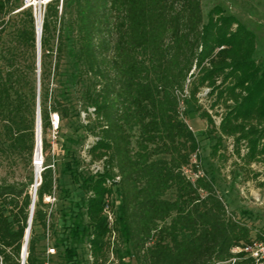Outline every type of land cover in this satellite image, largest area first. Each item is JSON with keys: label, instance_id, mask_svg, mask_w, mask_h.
<instances>
[{"label": "trees", "instance_id": "obj_1", "mask_svg": "<svg viewBox=\"0 0 264 264\" xmlns=\"http://www.w3.org/2000/svg\"><path fill=\"white\" fill-rule=\"evenodd\" d=\"M17 1L0 0V166L23 163L34 171L37 18ZM41 42L43 133L54 117L74 115L67 98L50 89L69 54L65 92L84 87V127L96 138L89 152L95 160L106 156L99 174L80 169L74 157L65 163L64 172L88 194L85 208L55 243L63 246L67 264H82L79 248L87 241L93 261H104L113 242L104 208L114 195L115 238L126 243L123 257L135 264H264L245 250L234 251L264 242V230L254 232L229 211L214 180L205 174L193 180L184 171H197L192 157L201 156L181 111L189 103L208 121L217 135L214 156H225L221 150L229 140L244 166L264 165V64L255 57L253 31L219 7L205 22L202 0H63L61 10L60 0H50ZM203 99L211 100L209 108ZM43 151L46 162V136ZM46 166L33 222L50 231L44 197L57 194L58 175L55 162ZM115 169L121 179L111 187L107 178ZM33 182L34 176L24 183L0 174V264H23ZM30 236L25 264H50L39 255L33 223Z\"/></svg>", "mask_w": 264, "mask_h": 264}, {"label": "rangeland", "instance_id": "obj_2", "mask_svg": "<svg viewBox=\"0 0 264 264\" xmlns=\"http://www.w3.org/2000/svg\"><path fill=\"white\" fill-rule=\"evenodd\" d=\"M35 5L31 6L35 17H39V8L42 7L43 18L46 0H33ZM63 0H60V10ZM26 5L25 0H18L17 6ZM223 9L225 14L236 16L242 21L248 29L253 31L257 38V50L255 57L259 63L264 64V0H202V9L204 21L208 22L210 12L215 8ZM21 9V8H20ZM20 9H15L11 15H15ZM69 18V17H68ZM9 17H6L8 20ZM38 19V18H37ZM67 21V20H66ZM7 38V36H5ZM57 45L58 40L54 41ZM67 54L61 68V74L55 82L50 83V89H56L57 94L63 96L65 101L72 105L74 115L59 120L54 117L58 128L52 127L46 134L42 128L43 137L46 136L51 143V153L46 156V164L55 162L57 166L58 201L50 214V231L45 230L37 222H33L35 238L38 243V252L41 257H45L50 264H67L62 258L63 246L55 243L63 236L66 223L72 220L74 214L81 208H85L84 199L88 194L82 190L79 185L73 182L71 176L64 172L65 163L73 157L79 162V167L87 173L90 172L88 164L83 160V146L87 140L86 129L87 119H84L85 101L83 98L84 87L82 84H76L66 91L67 72L69 69ZM71 60V59H70ZM1 63V60H0ZM91 78L89 77V85ZM39 85V84H38ZM203 105L209 108L211 100L203 99ZM183 118L193 127L195 134L200 141V158L193 159V165H196L197 171L189 170L188 174L192 179L196 174L207 175L214 180L220 196L224 199L229 211H235L239 217L253 227V231L264 230V165L262 163L253 164L252 168H247L232 152L231 141H224V147L221 152L226 151L225 156H214L213 148L217 141V135L209 132L208 121L201 116V113L192 110L189 103H183L181 107ZM187 111V112H184ZM213 112V111H212ZM215 113V112H213ZM219 121V116H214ZM92 123L89 124V127ZM70 153L73 155L71 156ZM90 167V165H89ZM255 171L259 172L258 177ZM0 174L7 177L10 181H22L29 183L30 177H35L34 171L20 163L14 167L5 164L0 166ZM173 192L169 196H173ZM111 203L118 206L119 198L114 195L110 199ZM46 207V206H45ZM116 209V208H115ZM31 237V236H30ZM111 248L103 262H95L90 258V244L85 242L79 248L82 264H135V261L129 257H123L127 245L121 238L112 239ZM55 246L56 253H49V248ZM29 253V247H28ZM89 254V258H88Z\"/></svg>", "mask_w": 264, "mask_h": 264}, {"label": "built area", "instance_id": "obj_3", "mask_svg": "<svg viewBox=\"0 0 264 264\" xmlns=\"http://www.w3.org/2000/svg\"><path fill=\"white\" fill-rule=\"evenodd\" d=\"M25 2H26V5L24 7L35 5L33 1L29 2V0H25ZM94 111H95L94 107H89V114H94ZM83 116H84V119H87L86 112H83ZM59 120H58V122H59ZM86 121L88 122V120H86ZM53 123H54L55 129L58 128V124L55 123L54 119H53ZM95 140H96V138L94 136H92V135L87 136V140L83 146V153L82 154H83V160H85L88 164V169L90 168V170H91L90 173L99 174V173H103L105 168H106V156L103 157L102 159H99V160H95L92 158V155L90 154L89 150L92 147V145L94 144ZM196 158H198L197 154H194L192 157V161L194 159V161L197 162ZM33 165H34V169H35V177H34V182L30 186V194L32 195V202H33V199L35 200V207H36V201L38 199V189L42 183V173L45 170V168L47 167L46 162H45V155H44V151H43V142L41 143V151L37 152L35 150L34 157H33ZM89 165H90V167H89ZM52 166L54 167V165H52ZM189 170H191V169L190 168H184V171L186 172V174L188 176H189V174H188ZM115 172H116V174L113 177L107 178V184L111 187L115 186L121 179V176L119 175L117 169H115ZM199 175H202V174L197 173L196 178ZM110 199H113V196L112 197L107 196L106 205L104 208V213L108 218L109 227L111 228V231L113 233V239H114L116 236V231L114 228L116 214H115V211L111 205ZM57 200H58V197H57V194L55 191L53 194L45 195V197H44V202L47 203V205H48L46 208L48 211V222H50L49 217H50V214H51ZM35 207L33 209V214H32V205H31V212H30V218H29V220L32 219L31 227H32ZM29 225H30V222H29ZM29 225H28V227H29ZM240 250H245V251L251 253V255L253 257H255L258 261L264 260V242H257L256 241L252 245H249L245 248H240V247L234 248L235 252L240 251ZM49 253H52V254L56 253V248L55 247L49 248ZM88 258H89V254H88ZM90 258L93 260V256L91 253H90Z\"/></svg>", "mask_w": 264, "mask_h": 264}, {"label": "water", "instance_id": "obj_4", "mask_svg": "<svg viewBox=\"0 0 264 264\" xmlns=\"http://www.w3.org/2000/svg\"><path fill=\"white\" fill-rule=\"evenodd\" d=\"M50 0H47L45 3L49 2ZM42 31H43V20L38 27L37 25V39H38V84H39V96H38V108H37V133H36V151L40 152L41 151V143H42V118H41V100H40V89H41V57H42ZM35 207V200L33 199L32 202V214H33V209ZM31 220H29L30 225L26 231V236H25V243L23 246V251H22V263L25 264L26 258L28 255V242H29V236H30V229H31Z\"/></svg>", "mask_w": 264, "mask_h": 264}, {"label": "bare ground", "instance_id": "obj_5", "mask_svg": "<svg viewBox=\"0 0 264 264\" xmlns=\"http://www.w3.org/2000/svg\"><path fill=\"white\" fill-rule=\"evenodd\" d=\"M33 0H29V2H32ZM47 1V0H46ZM34 4H35V2H34ZM40 10H39V17H37L36 16V18H38L37 19V25H38V27L40 26V24H41V22H42V20H43V10H42V7L40 6V8H39ZM33 223V222H32ZM30 233H31V230H30ZM29 239H30V236H29ZM28 244H29V242H28ZM27 250H28V248H27Z\"/></svg>", "mask_w": 264, "mask_h": 264}]
</instances>
